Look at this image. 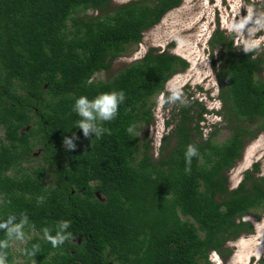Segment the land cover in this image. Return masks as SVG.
I'll list each match as a JSON object with an SVG mask.
<instances>
[{
  "label": "trees",
  "instance_id": "1",
  "mask_svg": "<svg viewBox=\"0 0 264 264\" xmlns=\"http://www.w3.org/2000/svg\"><path fill=\"white\" fill-rule=\"evenodd\" d=\"M179 2L0 0V221L22 214L29 220L21 249L5 250L6 264H31L22 250L34 244L36 264H211L209 251L223 256L227 240L252 230L242 216L264 211L258 164L233 187L226 172L244 139L264 129V78L255 77L264 69L259 45L235 50L230 33L214 30L209 41L222 49L211 60L221 110L236 124L222 142L211 132L203 138L197 119L192 125L189 108L181 106L156 158L139 131L150 122L154 95L186 61L166 48H147L109 79L92 77ZM121 90L117 117L103 125L111 134L85 138L75 128V100ZM251 118L259 119L256 131L239 124ZM73 133L77 147L66 151L62 140ZM190 144L198 155L186 173ZM34 153L38 161L24 166ZM65 220L74 242L53 248L43 230L55 235Z\"/></svg>",
  "mask_w": 264,
  "mask_h": 264
},
{
  "label": "rangeland",
  "instance_id": "2",
  "mask_svg": "<svg viewBox=\"0 0 264 264\" xmlns=\"http://www.w3.org/2000/svg\"><path fill=\"white\" fill-rule=\"evenodd\" d=\"M122 1L125 0H111L110 5ZM85 12L90 13V9ZM214 29H219L224 37L230 33L232 45L238 46L235 50L244 51L259 45L255 52L263 51L264 4L260 0H180L178 5L166 10L156 23L142 31L139 42L129 44L110 61L107 69L92 75L94 79L107 80L122 66L140 57L147 48H166L186 61V66L168 77L161 90L154 95L150 122L140 128V142L147 143L152 158L157 157L164 143L161 136L178 120L181 106L189 108L192 125L197 119L203 138L211 132L212 140L222 142L230 135V127L236 124L229 125L230 121L224 119L221 110L219 83L214 69L217 62L212 65L211 60L222 49L209 41ZM255 77L264 78V69ZM197 113L202 119L198 118ZM258 123V118L239 122L251 131H256ZM1 133L0 128V136ZM172 141L171 136L165 147L170 146ZM34 150H37V146H34ZM32 156L23 163L24 166L38 161L36 153ZM240 156L226 172L228 187H233L243 171L250 169L254 162L259 168L256 174L264 178V129L244 139ZM48 179L49 176H46L44 181L47 183ZM242 219L249 220L252 230L227 240L224 247L229 252L223 256L209 251L206 258L211 264H242L243 261V264H264V211L257 218L248 213ZM23 242L11 240L9 245L18 252ZM14 260L18 261L19 258L15 257Z\"/></svg>",
  "mask_w": 264,
  "mask_h": 264
},
{
  "label": "clouds",
  "instance_id": "3",
  "mask_svg": "<svg viewBox=\"0 0 264 264\" xmlns=\"http://www.w3.org/2000/svg\"><path fill=\"white\" fill-rule=\"evenodd\" d=\"M246 49L245 51H249ZM125 100V94L121 91H111L101 93L96 97L89 99L86 96L78 97L73 104V111L80 118L77 121L76 127L81 130L85 138H91L95 136L100 139L104 134H111L110 129L105 128L103 125L105 122H110L117 117L118 108ZM128 131L131 133L132 128ZM79 136L73 133L70 137L65 136L62 140V145L66 151H74L77 147L76 141L79 140ZM185 172L190 173L192 158L198 155V149L194 145H188L185 151ZM45 197L41 196L37 198V203H43ZM29 224L28 217L21 215L17 221L15 215H10L6 220L0 221V230L4 231L5 239L0 240V264H6L7 252L5 251L9 247V241H24L26 234L24 228ZM70 227V221H60L57 225L55 235L50 234L49 229H44L45 239L52 245L53 248L62 246L65 242H74L73 233L67 231ZM30 260L31 264H36L34 257L39 253V245L34 244L32 248L23 249ZM214 251V250H212ZM215 252V251H214Z\"/></svg>",
  "mask_w": 264,
  "mask_h": 264
},
{
  "label": "flooded vegetation",
  "instance_id": "4",
  "mask_svg": "<svg viewBox=\"0 0 264 264\" xmlns=\"http://www.w3.org/2000/svg\"><path fill=\"white\" fill-rule=\"evenodd\" d=\"M214 30H215V29H214ZM214 30H212V32L210 33L209 38L211 37V34H213ZM213 59H214V58H213Z\"/></svg>",
  "mask_w": 264,
  "mask_h": 264
},
{
  "label": "bare ground",
  "instance_id": "5",
  "mask_svg": "<svg viewBox=\"0 0 264 264\" xmlns=\"http://www.w3.org/2000/svg\"><path fill=\"white\" fill-rule=\"evenodd\" d=\"M244 262V261H243ZM243 262H242V264H243Z\"/></svg>",
  "mask_w": 264,
  "mask_h": 264
}]
</instances>
